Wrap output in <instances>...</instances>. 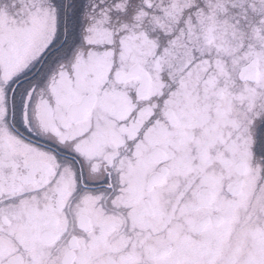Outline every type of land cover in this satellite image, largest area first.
I'll use <instances>...</instances> for the list:
<instances>
[{
  "label": "snow or ice",
  "instance_id": "snow-or-ice-1",
  "mask_svg": "<svg viewBox=\"0 0 264 264\" xmlns=\"http://www.w3.org/2000/svg\"><path fill=\"white\" fill-rule=\"evenodd\" d=\"M0 264H264V0H0Z\"/></svg>",
  "mask_w": 264,
  "mask_h": 264
}]
</instances>
